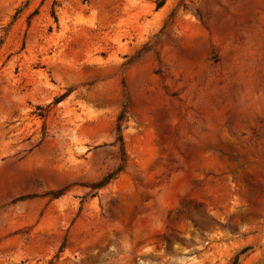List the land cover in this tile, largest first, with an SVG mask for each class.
Listing matches in <instances>:
<instances>
[{"label": "rangeland", "instance_id": "1", "mask_svg": "<svg viewBox=\"0 0 264 264\" xmlns=\"http://www.w3.org/2000/svg\"><path fill=\"white\" fill-rule=\"evenodd\" d=\"M264 264V0H0V264Z\"/></svg>", "mask_w": 264, "mask_h": 264}, {"label": "trees", "instance_id": "2", "mask_svg": "<svg viewBox=\"0 0 264 264\" xmlns=\"http://www.w3.org/2000/svg\"><path fill=\"white\" fill-rule=\"evenodd\" d=\"M234 264H237V261Z\"/></svg>", "mask_w": 264, "mask_h": 264}]
</instances>
